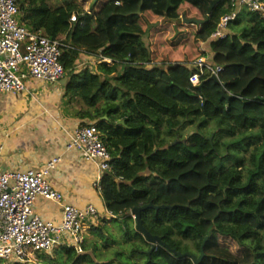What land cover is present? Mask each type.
Instances as JSON below:
<instances>
[{
    "label": "trees",
    "instance_id": "obj_1",
    "mask_svg": "<svg viewBox=\"0 0 264 264\" xmlns=\"http://www.w3.org/2000/svg\"><path fill=\"white\" fill-rule=\"evenodd\" d=\"M212 1L94 0L86 13L76 0H16L21 25L65 46V94L111 158L100 195L114 217L36 264H194L170 250L198 257L208 231L198 264H264V21L241 8L211 39L235 11L220 0L208 14ZM183 16L198 23L178 28ZM202 45L221 70L218 82L204 75L193 86L187 63L206 56ZM81 53L100 62L94 71H75ZM148 203L168 207L140 217L170 250L150 251L134 227L130 210Z\"/></svg>",
    "mask_w": 264,
    "mask_h": 264
},
{
    "label": "built area",
    "instance_id": "obj_2",
    "mask_svg": "<svg viewBox=\"0 0 264 264\" xmlns=\"http://www.w3.org/2000/svg\"><path fill=\"white\" fill-rule=\"evenodd\" d=\"M231 6L235 11L220 19L211 39L225 36L227 22L233 20L241 8L256 13L264 21V5L260 0H232ZM18 17L16 0H0V94L22 92L28 78L56 82L64 75L59 60L61 48L65 47L61 40L31 32L18 22ZM69 20L74 22L75 15ZM187 67L191 70L189 81L193 86L198 85L201 76L217 78L221 70L204 57ZM65 134L66 149L77 151L84 162L96 167L98 175L93 187L100 193V178L110 171L111 158L95 124L79 125ZM58 161L59 158H53L39 170L9 172L0 169V262H26L35 254L51 252L61 245L78 248L84 228L99 218L92 205L77 208L66 204L62 195L49 185L47 175ZM38 197L60 208L58 223L45 221L34 213L33 204ZM113 217L105 209L100 218Z\"/></svg>",
    "mask_w": 264,
    "mask_h": 264
},
{
    "label": "crops",
    "instance_id": "obj_3",
    "mask_svg": "<svg viewBox=\"0 0 264 264\" xmlns=\"http://www.w3.org/2000/svg\"><path fill=\"white\" fill-rule=\"evenodd\" d=\"M97 63L100 62L93 56L81 53L75 71L86 67L94 71ZM68 80L66 72L56 82L28 78L22 92L0 94V169L39 170L49 160L59 158L47 175L49 185L62 195L64 203L77 208L90 204L98 217H103L104 203L93 187L98 175L96 167L84 162L77 151L66 149L65 132L90 123L78 116L82 108L79 101L65 94ZM33 211L45 221L58 223L61 218L60 208L40 197Z\"/></svg>",
    "mask_w": 264,
    "mask_h": 264
},
{
    "label": "water",
    "instance_id": "obj_4",
    "mask_svg": "<svg viewBox=\"0 0 264 264\" xmlns=\"http://www.w3.org/2000/svg\"><path fill=\"white\" fill-rule=\"evenodd\" d=\"M96 1H97V0H95V2H96ZM219 1H220V0H215V1H212V2H211L210 6L208 7V10H207V11H208V14L210 13L211 9H212V8H213V7L219 2ZM184 22H185V23H198V21H196V20H191V19H186V20H184ZM210 79H211L212 81H214V82H218V79H217L216 77H214V76H211ZM221 95H222L224 98H227V96L225 95V93H224L223 91L221 92ZM211 138H212V135H210V136L208 137V140H211ZM148 208H151V209H154V210H158L159 208H168V207H166V206H155V205H153L152 203H148V204H145V205H142V206L135 207V208L131 209V210H130V214H131V216H132V218H133V220H134V227H135L136 231H137L138 233H140V234L144 237L145 241H147L148 243H150V245H151V247H150V251L153 250L154 247H155L156 245H160V246L165 247L166 249H169L168 246H167L164 242H162L161 239H160L159 237H157V236H153V235H150V234L146 231V229L143 227L140 215H141V212H142V211H144V210H146V209H148ZM210 233H211V231H208V235L205 236V237L203 238V241H202L201 246H200V254L198 255V257H196V256L193 255V254H189V253H187V252H185V253H180V252H176V251H174V250H170V249H169V250H170L171 253H173L176 257H189L190 259H192V261L194 262V264H198V263L201 261L202 256H203L202 248H203L205 242L207 241L208 236L210 235ZM150 251H149V252H150ZM149 252H148L147 254H149Z\"/></svg>",
    "mask_w": 264,
    "mask_h": 264
},
{
    "label": "rangeland",
    "instance_id": "obj_5",
    "mask_svg": "<svg viewBox=\"0 0 264 264\" xmlns=\"http://www.w3.org/2000/svg\"><path fill=\"white\" fill-rule=\"evenodd\" d=\"M47 1V3L49 4V6H51V7H55V6H59L60 4H62L63 2H64V0H46ZM77 2H79L81 5H82V7H83V9H84V11H88V9H89V6H90V4L94 1V0H76ZM104 1L105 0H97L96 1V8H98V7H100L103 3H104ZM181 21H180V26L178 27V28H183V27H185V25L184 24H186L185 22H184V20H186V18L183 16V17H181V19H180ZM143 41L146 43L147 42V39H146V37L144 36L143 37ZM202 48H204V49H206V47H205V45H202ZM201 48V49H202ZM204 58L206 59V61H209V54H206V56H204ZM197 60V59H196ZM195 60V61H196ZM195 61H193L192 62V64L195 62ZM188 65H190L191 63H187ZM191 64V65H192ZM185 133H187V132H185ZM186 135V134H185ZM212 136H213V134H212ZM100 218V217H99ZM99 218H96L95 219V222H94V224H90V223H88L87 225H89L88 226V228L89 227H91L92 225H95V223L98 221V219ZM88 229H86V230H84V236H87L88 235ZM88 237V236H87ZM233 253H238V251H239V248H238V246H236L234 243H232V242H230V241H228V240H224V242H223ZM105 250V252H106V255L107 256H110L111 255V249L108 247V248H106V249H104ZM54 251H55V248L51 251V252H48V253H41L40 255H42V256H46L45 257V259H49V258H52V257H54L55 256V254H54ZM37 255H39V254H35V255H33L28 261H26V263H28V264H36V263H38V261H37ZM42 261L44 260V259H41ZM40 260V261H41ZM39 261V262H40ZM13 262H9V263H6V262H0V264H12ZM17 263H25V261H17Z\"/></svg>",
    "mask_w": 264,
    "mask_h": 264
}]
</instances>
